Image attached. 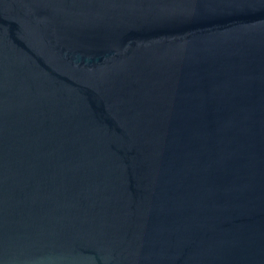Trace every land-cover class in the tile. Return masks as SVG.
<instances>
[{"label":"water","instance_id":"1","mask_svg":"<svg viewBox=\"0 0 264 264\" xmlns=\"http://www.w3.org/2000/svg\"><path fill=\"white\" fill-rule=\"evenodd\" d=\"M0 264H264V0H0Z\"/></svg>","mask_w":264,"mask_h":264}]
</instances>
